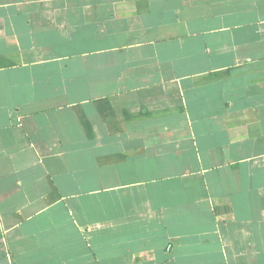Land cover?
<instances>
[{
  "label": "crops",
  "instance_id": "0c3cea01",
  "mask_svg": "<svg viewBox=\"0 0 264 264\" xmlns=\"http://www.w3.org/2000/svg\"><path fill=\"white\" fill-rule=\"evenodd\" d=\"M0 264H264V0H0Z\"/></svg>",
  "mask_w": 264,
  "mask_h": 264
}]
</instances>
